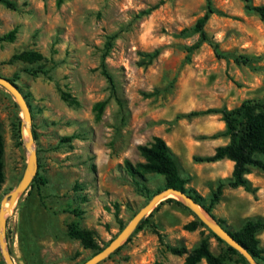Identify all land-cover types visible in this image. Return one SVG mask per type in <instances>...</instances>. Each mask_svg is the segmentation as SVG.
<instances>
[{"label": "rangeland", "instance_id": "obj_1", "mask_svg": "<svg viewBox=\"0 0 264 264\" xmlns=\"http://www.w3.org/2000/svg\"><path fill=\"white\" fill-rule=\"evenodd\" d=\"M7 1L10 6L0 1V75L23 93L36 134V172L46 180L29 185L5 213L14 264H81L90 258L96 250L68 235L72 223L90 230L97 246L105 247L164 190L162 174L132 176L125 168L126 160L143 161L137 146L156 135L169 146L185 186L208 204L232 165H226L228 159L198 162L194 156L212 154L228 139L212 138L224 127L220 114L190 112L264 99V18L242 0ZM208 1L213 12L204 29L217 51L208 41L190 49L199 39L194 26ZM25 50L42 55L44 73H29L36 63L13 57ZM97 102H103L98 117ZM24 125L19 102L0 86V210L27 167ZM246 176L254 192L225 185L212 207L225 230L264 218V171L251 168ZM158 204L140 229L97 264H185L184 255L170 248L190 250L203 237L224 264H246L205 227L185 229L196 219L189 207ZM256 238L264 250V229ZM0 264H7L1 249Z\"/></svg>", "mask_w": 264, "mask_h": 264}, {"label": "trees", "instance_id": "obj_2", "mask_svg": "<svg viewBox=\"0 0 264 264\" xmlns=\"http://www.w3.org/2000/svg\"><path fill=\"white\" fill-rule=\"evenodd\" d=\"M4 4L10 6V2L7 0H0ZM63 0H56L59 5ZM246 9L255 11L261 18H264V3L259 5L252 4V0H242ZM213 12L208 1L207 11L196 20L194 29L199 34V39L189 48H196L203 41L212 43L215 51L217 46L208 37L204 25L208 20L209 13ZM13 32H9V38H12ZM14 58L36 63V66L27 70L31 74L44 73L43 66L41 65L42 55L35 50H25ZM246 60V58H244ZM105 75L111 80L110 75L104 70ZM17 77V75H14ZM66 99V96H63ZM103 108V102H97L94 104V109L98 112L96 116H99V112ZM220 114L221 120L224 123L223 129L214 133L212 138L226 137L228 140L226 143L215 147L214 152L204 156H194V160L198 162H215L221 159H228L233 162L231 174L229 177L221 179L216 189L212 192L209 203L205 204L202 200V196L193 190H189L186 185V179L179 173V168L173 157V154L167 145L166 141L161 136H153L152 141L149 144H139L137 146L140 154L143 157V161L132 164L128 160L125 161L126 170L132 175H142L146 172H155L164 176L163 189L172 188L190 196L196 203L201 205L216 221L225 228L223 220L215 217L212 213L213 205L220 199L222 188L227 185L229 187H243L246 191L254 192L256 187L252 185L249 178L246 176L251 172V168H258L264 171V99L247 98L240 102L239 105L232 108L212 107L202 111H192L190 114ZM33 138H36V134L32 129ZM64 139L69 140V137ZM3 151L4 143L0 133V186L4 181L3 170ZM45 178L36 175L32 179L33 183L44 184ZM178 200L168 197L162 202H170ZM160 202L159 204H161ZM158 204V205H159ZM195 220L184 225L185 229L193 230L198 225L205 227L209 233L214 236L218 241L224 242L218 236H216L197 216ZM147 221V217H143L135 227V230L140 229ZM260 229H264V218L248 219L238 230H227L240 244H242L253 258L257 262L264 264V256H262L263 248L258 245V239L256 234ZM68 235L74 239L80 241L83 247L95 249L96 253L102 248H99L92 236V232L87 229L79 228L76 224L72 223L68 227ZM121 247V246H120ZM228 250L233 253L239 254L242 260L246 264V259L236 249L227 245ZM119 249V248H117ZM171 252L177 255H184L185 264H199L201 260H204L206 264H224L223 259L215 255L209 248L208 238L203 237L199 243L190 250L184 247H171ZM261 260V261H260Z\"/></svg>", "mask_w": 264, "mask_h": 264}, {"label": "water", "instance_id": "obj_3", "mask_svg": "<svg viewBox=\"0 0 264 264\" xmlns=\"http://www.w3.org/2000/svg\"><path fill=\"white\" fill-rule=\"evenodd\" d=\"M0 86L7 90L20 104L21 110L24 115L25 129L27 132V140L25 143V148L29 153V159L27 162V167L22 175L19 183L13 188L9 193L8 197L2 201V208L0 210V249L3 257L7 264H14V261L9 253L5 240V227H6V217L5 213L8 212L16 202L18 194L23 193L30 185L33 176L36 173L37 168V153L33 147V134L31 128V114L29 107L27 106L26 100L23 93L20 91L18 86L9 78L0 75ZM169 193L179 196H167ZM171 197L174 198L187 207H189L194 214L220 239L226 242L229 246L240 252L249 262V264H259L249 251L240 244L227 230L220 226L217 221L198 203H196L190 196L183 193L182 191L166 188L160 193L153 196L134 216L129 220V222L119 231V233L110 242L103 247L100 251L92 255L90 258L82 262L81 264H97L117 248L127 239L131 231L136 227L138 222L146 216L154 206H156L160 201ZM9 201V206L5 207V202ZM202 209L203 211H201ZM207 216L210 220L207 219Z\"/></svg>", "mask_w": 264, "mask_h": 264}, {"label": "bare ground", "instance_id": "obj_4", "mask_svg": "<svg viewBox=\"0 0 264 264\" xmlns=\"http://www.w3.org/2000/svg\"><path fill=\"white\" fill-rule=\"evenodd\" d=\"M19 195L20 194H18L17 196H19ZM167 196H175L176 198H180L179 196L171 194V193H169ZM4 206L5 207L9 206V201H6ZM200 210L203 211L202 209H200ZM207 219L210 220V218L208 216H207Z\"/></svg>", "mask_w": 264, "mask_h": 264}, {"label": "crops", "instance_id": "obj_5", "mask_svg": "<svg viewBox=\"0 0 264 264\" xmlns=\"http://www.w3.org/2000/svg\"><path fill=\"white\" fill-rule=\"evenodd\" d=\"M224 143H226V142H224ZM224 143H221V144H224ZM221 144H217V146L218 145H221ZM222 160V159H221ZM226 161V165H228V166H233V162L231 161V160H225ZM222 162V161H221ZM210 163H220V162H210Z\"/></svg>", "mask_w": 264, "mask_h": 264}]
</instances>
